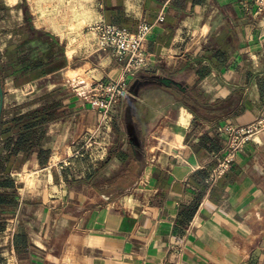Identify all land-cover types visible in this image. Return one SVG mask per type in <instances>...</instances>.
Returning <instances> with one entry per match:
<instances>
[{"label": "crops", "instance_id": "1", "mask_svg": "<svg viewBox=\"0 0 264 264\" xmlns=\"http://www.w3.org/2000/svg\"><path fill=\"white\" fill-rule=\"evenodd\" d=\"M99 20L131 32L152 24L140 72L175 75L197 105L161 88L129 91L145 117L138 148L124 98L104 158L62 169L54 162L71 144L108 126L79 92L117 78L127 60L101 48L90 28ZM0 60V264H264V132L206 181L222 128L264 114L254 0H0ZM30 112L42 125L23 150L18 118Z\"/></svg>", "mask_w": 264, "mask_h": 264}, {"label": "built area", "instance_id": "2", "mask_svg": "<svg viewBox=\"0 0 264 264\" xmlns=\"http://www.w3.org/2000/svg\"><path fill=\"white\" fill-rule=\"evenodd\" d=\"M254 3L258 10H264V0H254ZM152 27V24L142 22L138 31L131 32L104 20H99L90 27L96 32L101 48L110 49L119 57L127 58L117 78L109 81L92 78L89 83L84 84L85 88L79 92L92 108L102 112L107 124L112 121L114 109L129 94V77L151 62L152 56L148 52L146 44ZM222 131L227 135L226 145L217 156L216 165L206 180L210 184L222 177L231 168L232 163L237 160L246 145L264 132V114L244 124H227L222 128ZM93 133L87 131L80 136L71 144L68 156L63 160H57L54 164L63 169L69 166L73 159L84 158L88 154L93 157L92 161L95 162L104 158L107 150L106 143L101 142L94 156L90 152L93 143L90 142L89 136H93ZM262 250L264 252V244Z\"/></svg>", "mask_w": 264, "mask_h": 264}, {"label": "trees", "instance_id": "3", "mask_svg": "<svg viewBox=\"0 0 264 264\" xmlns=\"http://www.w3.org/2000/svg\"><path fill=\"white\" fill-rule=\"evenodd\" d=\"M153 88H161L173 93L188 107L197 105V94H195L194 91H190L189 85L185 84L183 81H179L178 77L175 75H161L138 71L129 77L128 89L132 95H139L142 90ZM27 115L18 118L19 121L21 120L20 123H22L23 131L19 133L20 137L17 146L21 147L23 150H29L33 147L36 134L42 125L39 119H34L37 118L34 112H30V115L34 116L31 119H27ZM123 119L130 135L131 142L138 148V139L143 131L145 117L143 116L138 102L131 95L125 98ZM10 141V138H8V143ZM41 157L42 160L45 159L43 156Z\"/></svg>", "mask_w": 264, "mask_h": 264}, {"label": "rangeland", "instance_id": "4", "mask_svg": "<svg viewBox=\"0 0 264 264\" xmlns=\"http://www.w3.org/2000/svg\"><path fill=\"white\" fill-rule=\"evenodd\" d=\"M13 1V0H12ZM88 68H90V64H87L85 67H83L82 69H80V70H76L75 71V74L77 75L78 73H80L81 75H83L84 73H85V71L88 69ZM77 81V80H76ZM127 96H129V95H127ZM154 98L156 99V100H160L162 97L161 96H158V95H155L154 96ZM124 100V99H123ZM118 108H115L114 109V111H113V113H112V121H110L109 123H108V126L106 127L107 129H105V130H103V131H105L106 132V130H107V133H108V135H107V133H93V136H89L90 138H91V141L90 142H92L93 144L91 145V147H90V152H92V154H93V156H94V154L98 151V149H99V147L98 146H100V144H101V142L103 143V144H105V145H107V152H109V147L112 145V132L114 131V127H113V121L115 120V118H116V116H117V114H118V110H117ZM121 121H122V124H124V125H126L125 123H124V119H123V113H122V117H121ZM119 129H118V131H119V133L121 132H124V129H123V127H122V125L120 126H117ZM126 127V126H125ZM126 130H127V128H126ZM128 131V130H127ZM109 134H111V137L109 136ZM89 152V153H90ZM91 154V153H90ZM108 156V155H107ZM107 156L105 157V159L107 158ZM84 158H87L90 162H91V164H92V162H93V164L95 163V161H92L93 160V157L92 156H90L89 154L88 155H86V157H84ZM100 161V160H99ZM96 163H98V161H96ZM90 164V163H89Z\"/></svg>", "mask_w": 264, "mask_h": 264}, {"label": "water", "instance_id": "5", "mask_svg": "<svg viewBox=\"0 0 264 264\" xmlns=\"http://www.w3.org/2000/svg\"><path fill=\"white\" fill-rule=\"evenodd\" d=\"M3 108H4V87L2 83V71H1V60H0V133L3 119Z\"/></svg>", "mask_w": 264, "mask_h": 264}]
</instances>
